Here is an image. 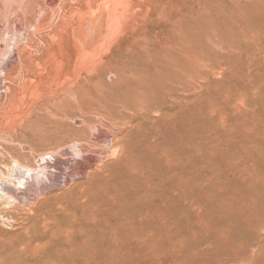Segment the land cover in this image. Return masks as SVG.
I'll return each instance as SVG.
<instances>
[{
  "label": "rangeland",
  "instance_id": "1",
  "mask_svg": "<svg viewBox=\"0 0 264 264\" xmlns=\"http://www.w3.org/2000/svg\"><path fill=\"white\" fill-rule=\"evenodd\" d=\"M0 264H264V0H0Z\"/></svg>",
  "mask_w": 264,
  "mask_h": 264
},
{
  "label": "bare ground",
  "instance_id": "2",
  "mask_svg": "<svg viewBox=\"0 0 264 264\" xmlns=\"http://www.w3.org/2000/svg\"><path fill=\"white\" fill-rule=\"evenodd\" d=\"M150 2H151V0H150ZM49 4H50V2H49ZM53 4V3H52ZM150 4V3H149ZM130 5V4H129ZM51 6V5H50ZM52 7V6H51ZM50 7V8H51ZM102 11V10H101ZM148 11V10H147ZM148 13V12H147ZM146 14V13H145ZM143 16V15H142ZM141 19V18H140ZM142 21H143V17H142ZM116 57V56H115ZM121 66V65H120ZM124 71V70H123ZM122 72V71H121ZM127 81V80H126ZM149 90V89H148ZM149 92V91H148ZM131 93V92H130ZM147 93V92H146ZM136 94V93H135ZM141 94V93H140ZM140 96V95H139ZM145 99H147V98H145ZM144 101V100H143ZM146 101V100H145ZM149 101V100H148ZM146 104V103H145ZM148 104H149V102H148ZM137 106V105H136ZM135 106V107H136ZM148 106V105H147ZM156 106V105H155ZM141 107V106H140ZM121 108V107H120ZM155 108V107H154ZM138 109H139V107H138ZM102 110V109H101ZM120 110V109H119ZM141 110V109H140ZM143 110V109H142ZM139 112H141V111H139ZM143 112V111H142ZM153 113V112H152ZM144 114V113H143ZM146 114V113H145ZM148 115V114H147ZM141 117V116H140ZM105 130V129H104ZM99 134H101V133H99ZM106 138V137H105ZM94 140V139H93ZM80 141V140H79ZM95 143V142H94ZM128 143V142H127ZM130 143H131V139H130ZM80 145V144H79ZM81 145H82V143H81ZM85 145V144H84ZM94 149V148H93ZM80 151L79 152H84V149H83V147H81L80 149H79ZM86 150V149H85ZM98 151V150H97ZM114 151V150H113ZM91 152V151H90ZM96 152V151H95ZM119 152V151H118ZM64 153V152H63ZM100 153V152H99ZM61 154V153H60ZM62 155V154H61ZM102 156V155H101ZM141 156H143L142 154H141ZM45 155L44 156H42L41 158H40V160H39V162H38V164L36 165V166H32V165H20L19 164V162H18V164H19V166H18V168L20 169V171L22 170H24L23 171V173L25 172V173H28V175L30 176V178H32L33 176H35L36 178V180H38L39 181V178H40V176L41 175H43V177L45 176V179H47V180H49V177L52 175V174H50L49 173V169H52V170H55L56 168H55V166L53 165V164H51L50 163V161H48V160H46L45 158ZM80 157V156H79ZM56 158V157H55ZM66 158V157H65ZM64 158V159H65ZM70 158V157H69ZM75 159V158H74ZM54 160V159H53ZM77 160H79V159H77ZM55 161H57L56 159H55ZM77 162V161H76ZM97 162H98V155H91V156H89L88 158H86V159H84V161H82V163L81 162H78L77 163V166H75V168H73V169H71V170H75V173H77L78 175H79V177H80V175L81 174H83L84 175V173L85 174H88V173H91L92 171H93V169H94V167H95V165L97 164ZM24 164V163H23ZM35 165V164H34ZM76 165V164H75ZM148 165V164H147ZM73 167V166H72ZM153 167V166H152ZM129 169V168H128ZM125 171V170H124ZM131 171V170H130ZM98 172V171H97ZM127 172H128V170H127ZM133 172V171H132ZM132 172H130L131 174H133ZM153 172V171H152ZM24 173V174H25ZM143 173V172H142ZM134 175V174H133ZM133 175H131L132 177H133ZM25 176V175H24ZM86 176V175H85ZM125 176V175H124ZM78 177V176H77ZM126 177V176H125ZM21 178V177H20ZM25 178V177H24ZM38 178V179H37ZM99 178V177H98ZM134 178H136V177H134ZM23 179V178H22ZM21 179V180H22ZM26 179V178H25ZM41 179V178H40ZM103 179V178H102ZM105 179V178H104ZM128 179H131V178H128ZM24 180V179H23ZM28 180V179H27ZM35 180V181H36ZM33 181V180H32ZM41 181V180H40ZM128 181V180H127ZM25 183H27L26 181H24ZM51 182V181H50ZM22 183V182H21ZM41 183V182H40ZM39 183V184H40ZM19 184H20V182H19ZM28 184V183H27ZM26 184V185H27ZM23 185V184H22ZM48 185V184H47ZM52 185V184H51ZM50 185V186H51ZM28 186V185H27ZM42 187H44V185L42 186L41 185V188ZM47 187V186H46ZM26 188V187H25ZM5 190V189H4ZM44 190V189H43ZM46 191V190H45ZM13 192L14 191H12V190H10V189H8L7 190V193L8 194H13ZM83 193V192H82ZM21 194V193H20ZM6 197H8V195L6 196ZM10 197V196H9ZM17 197V196H16ZM232 216V215H231ZM228 218V217H227ZM163 219V218H162ZM229 219H230V217H229ZM231 219H233L232 217H231ZM175 229V228H174ZM170 230V229H169ZM211 232H212V230H211ZM198 234V233H197ZM226 238V237H225ZM204 257V256H203Z\"/></svg>",
  "mask_w": 264,
  "mask_h": 264
}]
</instances>
